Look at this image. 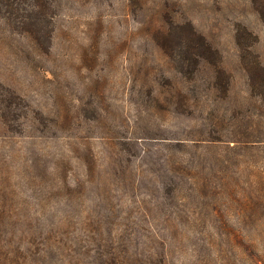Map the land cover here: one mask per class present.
<instances>
[{
	"label": "rangeland",
	"instance_id": "rangeland-1",
	"mask_svg": "<svg viewBox=\"0 0 264 264\" xmlns=\"http://www.w3.org/2000/svg\"><path fill=\"white\" fill-rule=\"evenodd\" d=\"M54 2L44 49L0 14V91L21 97L0 107V204L70 215L93 256L122 236L135 264H264V74L254 88L247 70L250 51L264 67V23L251 0ZM168 18L205 35L223 72L182 64L185 42L169 56L155 40Z\"/></svg>",
	"mask_w": 264,
	"mask_h": 264
},
{
	"label": "trees",
	"instance_id": "trees-1",
	"mask_svg": "<svg viewBox=\"0 0 264 264\" xmlns=\"http://www.w3.org/2000/svg\"><path fill=\"white\" fill-rule=\"evenodd\" d=\"M251 3L264 23V0H251ZM54 6V0H0V14L15 29L30 34L44 49L51 40L53 28L49 23L51 24ZM168 21V30L156 34L155 40L169 56L176 55V46L185 42L181 49L182 64L189 62L195 70L205 61L213 63L223 72L219 66V51L205 35L199 33L192 23L178 24L172 18H168ZM186 26L190 27L189 36L183 39L180 34ZM242 29L237 30L236 35L241 49L243 39H248L252 33L246 27ZM173 34L179 35L176 42L170 39ZM249 53L251 58L248 59L247 70L254 83L253 87L258 88L256 83L260 81L257 79L261 72L264 74V67L257 55L251 51ZM0 87L5 89L1 84ZM7 91L9 92L0 91L2 114L11 111L18 99L21 100L13 91ZM23 125L19 124V127ZM70 229V215L59 216L56 208L25 210L0 204V264H135L136 254L128 250L122 251L132 244L130 239L126 240L122 236L107 239L100 244L101 251L93 256L90 234L88 235L90 229L87 232L84 230V235L78 237H73L74 232Z\"/></svg>",
	"mask_w": 264,
	"mask_h": 264
}]
</instances>
